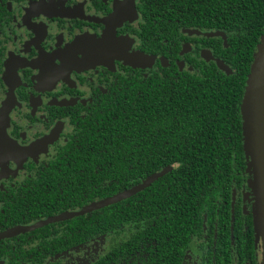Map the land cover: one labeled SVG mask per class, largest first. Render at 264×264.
Returning a JSON list of instances; mask_svg holds the SVG:
<instances>
[{
  "label": "flooded vegetation",
  "instance_id": "1",
  "mask_svg": "<svg viewBox=\"0 0 264 264\" xmlns=\"http://www.w3.org/2000/svg\"><path fill=\"white\" fill-rule=\"evenodd\" d=\"M263 19L264 0H0V264H261L245 169L211 191L187 240L126 213L138 191L67 214L164 172L145 187L160 194L175 166L138 156L159 133L128 151L106 132L144 92L228 64L238 30ZM127 152L131 173L106 171L104 155Z\"/></svg>",
  "mask_w": 264,
  "mask_h": 264
},
{
  "label": "trees",
  "instance_id": "2",
  "mask_svg": "<svg viewBox=\"0 0 264 264\" xmlns=\"http://www.w3.org/2000/svg\"><path fill=\"white\" fill-rule=\"evenodd\" d=\"M238 32L240 35L233 42L234 53L226 60L233 73L213 64L202 67L201 74L187 75L181 81L166 80L144 92L146 96L139 105L124 108L105 134L107 146L130 151L134 147L149 149L148 134L159 133L156 139L160 144L156 148L160 150L151 155L145 150L138 156L142 164L155 160L174 165V170L165 176L168 183L153 198L147 187L138 191L136 202L129 199L130 204L125 206L126 213L153 212L155 224L149 225L153 233H174L179 228L187 240L211 191L227 179L231 168L234 173L247 168L241 103L254 53L264 33V19ZM164 140L168 143L162 144ZM127 153L104 155L106 171L114 165L122 176L127 170L131 173L127 167L133 163V153ZM94 158L95 162L102 161L100 156ZM109 176L113 177L112 172ZM109 213L107 210L106 223L114 220ZM113 213L111 210L110 215Z\"/></svg>",
  "mask_w": 264,
  "mask_h": 264
},
{
  "label": "water",
  "instance_id": "3",
  "mask_svg": "<svg viewBox=\"0 0 264 264\" xmlns=\"http://www.w3.org/2000/svg\"><path fill=\"white\" fill-rule=\"evenodd\" d=\"M141 55L133 56V63L140 61ZM217 66L226 73H233V68L224 60L216 58ZM241 115L243 118V141L244 150L247 158L246 172L249 173V185L254 195V217L257 236L263 240V260L264 264V33L257 44L251 63L250 72L246 80L245 91L241 103ZM155 173L142 183L137 184L123 192L106 197L97 202H93L84 207L79 212H72L68 216L78 215L85 211L115 203L131 194L149 186L159 175ZM55 217L51 220L58 219ZM48 221L38 223L36 226L43 225ZM34 227V226H33Z\"/></svg>",
  "mask_w": 264,
  "mask_h": 264
},
{
  "label": "rangeland",
  "instance_id": "4",
  "mask_svg": "<svg viewBox=\"0 0 264 264\" xmlns=\"http://www.w3.org/2000/svg\"><path fill=\"white\" fill-rule=\"evenodd\" d=\"M249 174V173H248ZM250 177V176H249Z\"/></svg>",
  "mask_w": 264,
  "mask_h": 264
}]
</instances>
